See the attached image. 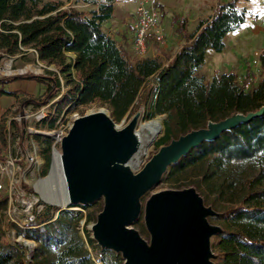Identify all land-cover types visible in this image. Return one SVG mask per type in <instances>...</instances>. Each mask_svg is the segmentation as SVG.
Wrapping results in <instances>:
<instances>
[{
    "label": "trees",
    "instance_id": "trees-1",
    "mask_svg": "<svg viewBox=\"0 0 264 264\" xmlns=\"http://www.w3.org/2000/svg\"><path fill=\"white\" fill-rule=\"evenodd\" d=\"M115 1L71 0L65 6L61 0H0V55L12 58L32 47L41 61L58 68L45 74L2 76L0 96L18 95L5 85L19 78L44 83L39 97H23L20 103L34 108L50 104L49 115L37 127L56 130L63 113L94 102L107 105L120 122L153 78L144 94L146 119L166 115L164 135L156 145L209 119L247 111L264 102V49L260 53L261 79L250 88L238 81L236 72L211 81L199 74L206 51H223L227 34L246 21V9L239 6V0L218 3L195 31L186 33L185 43L167 63L159 56L135 58L126 43L104 30V23L113 17ZM78 5L93 7L81 9ZM247 77H253L250 68ZM18 131L24 138L23 130ZM0 135L6 146L2 126ZM33 135L39 141L45 160L42 173L46 174L55 139L48 134ZM163 182L171 186L196 182L207 200L225 211L215 219L225 228L215 241L218 264H264V115L193 148L169 168ZM23 186L32 190L26 183ZM7 204V196L0 197V264H122L119 255L102 250L91 238V206L82 207L88 210L84 214L45 204L29 225L17 226L20 235L37 242L33 260L27 259L23 246L6 236ZM138 225L143 228L142 221Z\"/></svg>",
    "mask_w": 264,
    "mask_h": 264
},
{
    "label": "water",
    "instance_id": "water-1",
    "mask_svg": "<svg viewBox=\"0 0 264 264\" xmlns=\"http://www.w3.org/2000/svg\"><path fill=\"white\" fill-rule=\"evenodd\" d=\"M147 106L143 97L120 122L105 109L90 111L75 116L58 135L54 155L67 204L76 210L98 205L88 226L91 238L119 255L122 264H218L215 241L225 228L215 219L225 211L196 182L160 184L193 148L262 117L264 102L209 119L156 146Z\"/></svg>",
    "mask_w": 264,
    "mask_h": 264
},
{
    "label": "rangeland",
    "instance_id": "rangeland-1",
    "mask_svg": "<svg viewBox=\"0 0 264 264\" xmlns=\"http://www.w3.org/2000/svg\"><path fill=\"white\" fill-rule=\"evenodd\" d=\"M61 1L65 2V6L71 5V0ZM130 1L131 0H116L114 2V16L111 20L104 23V30L107 29L108 32H111V24L117 26L122 23L128 13ZM226 1L229 0H164L166 5L165 12L160 14L159 21L162 30V40L159 41L155 36H151L146 56H159L167 63L169 57L177 52L180 44L185 42L186 33L195 31L201 19L211 15L218 3ZM238 4L246 9V21L241 28L227 34L223 51H216L214 49H208L206 51L205 63L199 70V74L203 75L208 81L226 72H236L240 83L251 81L252 85L253 83H258L261 79L260 53L264 49V0H239ZM78 7L81 9H89L93 6L78 5ZM162 10L163 9H161V12ZM126 40V45L131 54L135 58H142L132 48L131 34H128ZM26 49L27 51H25L24 54L12 58L0 55V77L45 74L49 69H58L55 65H47L45 62L41 61L34 48L29 47ZM256 60L259 62V65L255 62ZM248 68L252 70L253 77L256 80L254 79V81H252L251 79L253 77H247ZM23 69H27V71L25 73H20ZM153 80L154 79L151 78L147 82L137 103L142 100L146 90L152 85ZM5 88L9 91H17L18 95L5 94L0 96V126L3 127L7 135L6 146H3L0 135V159L2 160L8 157L9 146L14 145L13 131L19 133L18 129L24 130L26 126L33 129L37 128L34 115L30 113L31 110H33V108L30 107L32 105L23 106L20 100L23 97H39L45 90V84L34 79L19 78L6 84ZM99 109L109 111L107 105L94 102L81 106L75 112H65L62 119L58 122L56 130L52 133L56 135L60 130L66 131L75 116ZM26 113H30L28 118L24 116ZM156 118H161L163 123V129L157 135L156 141H158L164 135V119L166 115H156L151 119H146V121H151ZM53 156L54 160L52 159L46 174L42 173L45 165L44 161L40 166L38 163H32L30 165L29 161L25 158L18 162L17 166H19V168L16 170V177H19V179L21 178V182H19L16 188H18L19 191H24L25 196L20 198L21 195L19 193L14 194L11 206H9L8 203L4 211V228L7 238L13 243L23 246L27 254V259L31 261L35 254L37 242L20 235L17 229L19 225L16 224V222L23 224V222L26 221L28 209L31 205L35 207L37 199H39L44 206L45 204H50L61 208V206L49 202L43 196L44 190H61L62 187L61 176L55 166V155ZM23 183H26L32 190L26 189ZM3 185V189L0 190V197L6 195L8 198V183L6 179H4ZM168 185L169 184L163 182L160 184V187ZM97 207V204L92 205L89 210L93 211ZM80 211L84 214L88 212V210L84 208H82V210H76V212ZM84 225L85 220L83 219L81 224L82 233Z\"/></svg>",
    "mask_w": 264,
    "mask_h": 264
},
{
    "label": "built area",
    "instance_id": "built-area-1",
    "mask_svg": "<svg viewBox=\"0 0 264 264\" xmlns=\"http://www.w3.org/2000/svg\"><path fill=\"white\" fill-rule=\"evenodd\" d=\"M133 1L135 3V10L133 20L131 21L133 31L132 48L139 56L146 57L149 49V38L151 36H155L159 41L162 40V30L159 24L161 8L159 6V0ZM255 62L257 63V65H259V62L257 60ZM26 71L27 69H23L20 71V73H25ZM254 79L255 78L253 77L251 80L254 81ZM242 83L246 88H250L251 86V81H244ZM52 102H54V100ZM49 106L50 104L43 105L39 108L30 106L31 108H33L30 113L34 115L36 123L49 115ZM30 113H26L24 116L28 118V116H30ZM63 115L64 113L62 114V117ZM54 131L55 130H46L38 127L36 129H33L29 126H26L23 130L25 135L24 138H22V135L17 131H13L14 145L9 146L10 149L8 157H6L5 160L0 159V190L3 189V181L4 179H6L8 183L7 195L9 206H11L12 204L14 194L19 193L21 195L20 198H23V196H25L24 191H19L18 188H16L19 182H21V178L19 179V177H16V170L19 168V166H17L18 162L23 160V158L29 161L30 165L32 163H38V165L40 166L43 161L45 162L44 157L40 152L41 148L39 141L34 137L33 134H48L54 138V134L52 133ZM63 131L64 130H60L59 132H57V138H54L55 145L53 147V155L58 143V135ZM43 208L44 204H42V202L37 199L35 207L31 205V207L28 209L26 221L23 222L24 225L19 222H16V224H18L19 226L29 225Z\"/></svg>",
    "mask_w": 264,
    "mask_h": 264
},
{
    "label": "crops",
    "instance_id": "crops-1",
    "mask_svg": "<svg viewBox=\"0 0 264 264\" xmlns=\"http://www.w3.org/2000/svg\"><path fill=\"white\" fill-rule=\"evenodd\" d=\"M130 2L131 3L129 5V7H128V13L126 14V17L123 19L122 23H120L117 26L111 24L110 25V26H112L111 32H108L107 29L105 30L109 35H111L113 38L117 39L121 43H126V41H127L126 37L128 36V34H131V36L133 37L131 21L133 20V17H134L135 3H134L133 0H131ZM159 6H160L161 9H163L161 13L165 12V6L166 5L164 3V0H159ZM113 16H114V10H113ZM197 26H198V24H197ZM184 43H181L180 47Z\"/></svg>",
    "mask_w": 264,
    "mask_h": 264
},
{
    "label": "bare ground",
    "instance_id": "bare-ground-1",
    "mask_svg": "<svg viewBox=\"0 0 264 264\" xmlns=\"http://www.w3.org/2000/svg\"><path fill=\"white\" fill-rule=\"evenodd\" d=\"M147 123L150 124L154 128L156 135H158L163 129V125H162L163 123L161 121V118H156L151 121H147ZM55 166L59 172V165H58L56 155H55ZM59 175H60V172H59ZM43 196L49 202L59 205L61 207L71 208L74 210L79 209V207L77 206L70 207L67 204V196L64 193L63 184H62L61 190H55V189L54 190H44Z\"/></svg>",
    "mask_w": 264,
    "mask_h": 264
}]
</instances>
